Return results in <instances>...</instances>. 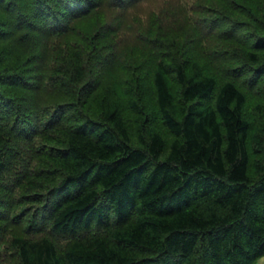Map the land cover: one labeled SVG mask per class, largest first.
Returning <instances> with one entry per match:
<instances>
[{
	"label": "trees",
	"instance_id": "obj_1",
	"mask_svg": "<svg viewBox=\"0 0 264 264\" xmlns=\"http://www.w3.org/2000/svg\"><path fill=\"white\" fill-rule=\"evenodd\" d=\"M134 1L0 0V264H256L264 253V158L252 175L236 84L264 82V34L219 83L196 62L155 57L144 65L153 111L128 87L127 116L108 82L91 81L103 33L75 23Z\"/></svg>",
	"mask_w": 264,
	"mask_h": 264
},
{
	"label": "rangeland",
	"instance_id": "obj_2",
	"mask_svg": "<svg viewBox=\"0 0 264 264\" xmlns=\"http://www.w3.org/2000/svg\"><path fill=\"white\" fill-rule=\"evenodd\" d=\"M75 25L88 34L94 27L103 33L98 49L107 58L96 61V68L92 64L91 81L100 77L102 82H108L127 116L123 90L129 87L126 92L144 115L153 111L151 72L144 66L147 62L158 56L167 61L176 55L186 64L196 62L199 70L211 74L217 83L230 79L225 70L246 61L243 57L250 41L254 35L264 34V0H137L122 8L100 5ZM257 57V61L264 60V49L258 50ZM166 79L175 96L174 79L171 75ZM236 84L244 94L242 112L248 121L246 141L253 175L255 161L264 158V142L258 152H251L264 133L260 131L264 128V82ZM133 86L137 91H132ZM150 123L168 136L157 120L152 118ZM255 263L264 264V253Z\"/></svg>",
	"mask_w": 264,
	"mask_h": 264
}]
</instances>
